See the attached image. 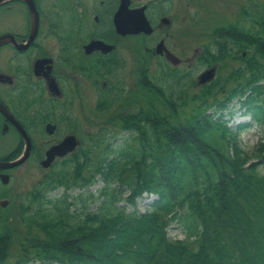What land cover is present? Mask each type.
I'll return each instance as SVG.
<instances>
[{
    "label": "trees",
    "instance_id": "obj_1",
    "mask_svg": "<svg viewBox=\"0 0 264 264\" xmlns=\"http://www.w3.org/2000/svg\"><path fill=\"white\" fill-rule=\"evenodd\" d=\"M259 42L252 74L264 81V28ZM246 85L242 105L264 134V82ZM236 92L244 89L229 96ZM147 99V109L139 105L132 121L124 118L125 127L136 130L133 142L117 150L106 143L95 170L77 162L52 171L21 204V227L5 226L0 211V264H264V173L257 169L264 162V135L250 153L222 114L215 116L225 104L214 112L201 104L186 110L177 90L151 83ZM251 156L259 161L249 162ZM97 175L104 183L98 203L93 193L46 195L59 185L88 186ZM144 192L158 194L149 210L118 204L135 207ZM185 212L196 219L195 243L169 241L165 226Z\"/></svg>",
    "mask_w": 264,
    "mask_h": 264
},
{
    "label": "flooded vegetation",
    "instance_id": "obj_2",
    "mask_svg": "<svg viewBox=\"0 0 264 264\" xmlns=\"http://www.w3.org/2000/svg\"><path fill=\"white\" fill-rule=\"evenodd\" d=\"M186 1L192 10L186 20L190 26L201 21L198 11L202 10L214 17L205 21L217 22V15L224 12L228 3V0ZM182 6V0L2 1L0 34L10 33L20 44L26 43L32 30L33 8L38 17L35 35L25 48L19 49L12 43L0 46V73L12 77L11 83L0 80V102L24 124L31 139L28 160L8 171L22 167L41 170L43 174L49 171L60 158L48 168L41 167L40 163L52 144L69 132L73 133L67 126L72 107L95 104L99 94L96 93L95 98L94 93L101 84L106 87L110 82L113 89H126L128 83L133 82L137 59L146 75L154 72L149 65L151 57H159L166 62L163 55L153 52L158 41L163 40L165 46L177 54ZM138 7L143 8L154 28L150 35H133L126 30L132 27L133 9ZM117 22L125 27V32L117 30ZM94 41H101L111 48L108 51L86 49ZM48 81H54L59 91H50ZM47 123L56 125L51 134L45 131ZM8 132L17 131L0 114V135ZM17 135L18 140L13 145L16 155L23 147L18 132Z\"/></svg>",
    "mask_w": 264,
    "mask_h": 264
},
{
    "label": "rangeland",
    "instance_id": "obj_3",
    "mask_svg": "<svg viewBox=\"0 0 264 264\" xmlns=\"http://www.w3.org/2000/svg\"><path fill=\"white\" fill-rule=\"evenodd\" d=\"M231 2L232 5L231 6ZM228 3L230 5L229 7V19L228 20H232L231 19V11L235 14L236 13V7L238 6V8L240 6L246 5L245 0H228ZM235 8V9H232ZM243 9V7L241 8V10ZM192 10H186V16L189 17L191 15ZM241 13V11H240ZM206 17L208 16V14H204ZM206 19V18H205ZM226 23H222L221 25H225ZM220 25H216V26H210L206 21H202L201 23H197L195 25H193L190 28L189 22L187 21L186 23L181 24L180 27V45H179V51L181 53L182 58H186V57H191L193 54V51L195 49H199V47L203 44L204 40L206 39L207 41L211 38H215V31H219L220 29H215L217 27H219ZM173 28V27H172ZM226 30V29H225ZM224 63L228 64V61L225 60ZM227 69H222V73H226ZM231 112L230 114H226L225 118H228V124L232 127L235 128V125L237 123H241V122H247L249 119V113H245L244 112V108L239 106V103L237 101V99H233V101L230 103L229 108L227 110H225V113L227 112ZM249 123V122H248ZM249 124L246 128H244L243 130L240 131L239 133V142L241 143V145L246 148V149H251L257 142L260 131L259 129L252 123ZM15 139V135H12V137L9 138V140H14ZM35 177L36 175H34V170H29V169H25L22 172H15L13 171V179L10 183L11 185V190L12 191H17L19 188H15L16 186H20L21 190L26 191L29 188H31V186L34 184L35 182ZM101 185V182L96 183L94 186H92V190L95 191V189H97L99 186ZM18 186V187H19ZM127 194V192H124L123 195ZM152 199L149 197H143V198H139L137 200V205H136V209L139 211H144L148 208L149 206V201ZM4 202H0V204H3ZM124 203V202H122ZM7 204H9V202H7ZM13 211V206L12 208H10V212ZM18 217V214H17ZM14 223V220H12V224ZM168 235L170 237H175L176 235L181 236L183 230V227L181 225H178L177 223H172L168 228ZM17 240V239H15ZM17 243H13L11 246L12 249V253H16L17 251ZM31 264H39L38 261L33 262Z\"/></svg>",
    "mask_w": 264,
    "mask_h": 264
},
{
    "label": "water",
    "instance_id": "obj_4",
    "mask_svg": "<svg viewBox=\"0 0 264 264\" xmlns=\"http://www.w3.org/2000/svg\"><path fill=\"white\" fill-rule=\"evenodd\" d=\"M5 37L6 36L0 37V44L4 42ZM212 74H213V72L210 69V70L204 72L200 76V78H201V80H205V79L209 78L210 76H212ZM0 110H2L4 113H6L9 116V114L5 111V109L1 105H0ZM75 144H76V142H75V139L73 136H69V137L65 138L60 144L53 146L50 149V151H48V155H47L48 158L45 160L44 164L47 165L55 154H64L66 151L71 150ZM27 153H28V148H26L22 157L19 160L14 161L11 164H18L19 162H21L27 156ZM11 164L9 163V164H4V165L8 166Z\"/></svg>",
    "mask_w": 264,
    "mask_h": 264
}]
</instances>
